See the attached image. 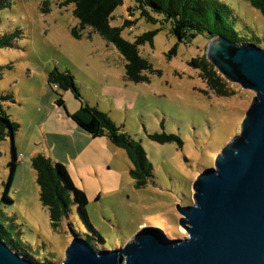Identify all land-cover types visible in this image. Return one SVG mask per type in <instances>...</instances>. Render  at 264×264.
<instances>
[{
  "label": "rangeland",
  "instance_id": "1",
  "mask_svg": "<svg viewBox=\"0 0 264 264\" xmlns=\"http://www.w3.org/2000/svg\"><path fill=\"white\" fill-rule=\"evenodd\" d=\"M46 1L5 0L0 6V38L17 33L12 44L0 48V92L13 96L5 108L20 125L14 136L18 166L9 191L14 202L2 205L21 230L18 245L39 261L59 264L83 229L75 205L59 228L52 226L32 164L38 153L63 163L75 186L85 191L89 218L104 239H97V249L122 247L134 235L129 230L149 231L143 226H160L154 225L157 218L165 221L168 237L186 236L179 207L193 203L194 181L239 132L256 92L220 72L235 93L217 95L192 63L207 55L208 33L180 41L172 20L156 12L158 20H150L136 0H124L114 11L112 25L123 27V36L131 41L155 32L153 44L140 46L152 63L153 69L145 71L149 79L132 81L115 44L89 26L81 38L73 34L80 25L74 3ZM220 1L231 7L239 35L264 48L262 9L250 0ZM56 68L75 76L82 100L49 81ZM61 96L66 108L58 104ZM82 103L108 112L142 143L154 166L146 185H137L125 148L106 136H90L77 124L72 114ZM151 134H173L182 143L161 142ZM0 150L1 197L11 172L12 136L0 141Z\"/></svg>",
  "mask_w": 264,
  "mask_h": 264
},
{
  "label": "water",
  "instance_id": "2",
  "mask_svg": "<svg viewBox=\"0 0 264 264\" xmlns=\"http://www.w3.org/2000/svg\"><path fill=\"white\" fill-rule=\"evenodd\" d=\"M207 58L256 95L239 132L194 181L193 203L179 207L187 235L143 226L149 231L112 249L75 236L59 264H264V48L219 34ZM0 264L53 263L20 254L0 236Z\"/></svg>",
  "mask_w": 264,
  "mask_h": 264
},
{
  "label": "trees",
  "instance_id": "3",
  "mask_svg": "<svg viewBox=\"0 0 264 264\" xmlns=\"http://www.w3.org/2000/svg\"><path fill=\"white\" fill-rule=\"evenodd\" d=\"M142 10V14L150 20L157 21L153 13L163 15L172 20L173 31L180 41L198 33H208L210 39L216 35H224L235 42L249 41L241 37L234 29L233 22L236 17L229 5L220 0H136ZM253 5L264 12V0H250ZM5 0H0V6H4ZM48 0L45 2L47 3ZM65 4L74 3V14L79 19L80 25L73 28V34L81 38L82 30L91 27L100 33L108 42L115 44L127 61L126 74L132 81H144L149 77L146 70H152V63L145 58L140 51V46L149 41L154 43L155 32H147L137 36L136 40L126 39L123 27L112 25V18L116 8L124 3V0H65ZM127 21L125 26L128 25ZM17 33L4 35L0 38V48L12 44ZM255 42V41H253ZM257 43V42H255ZM258 44V43H257ZM193 65L201 70L209 88L219 96H231L235 92L230 88L226 79L221 75L216 66L207 58V55L194 58ZM1 70V69H0ZM0 71V77L2 75ZM49 81L64 90H73L77 98L82 100L76 84L75 76L69 71L53 70L49 75ZM13 99L10 94L0 92V141L8 136L13 139V160L10 176L5 183L3 195L0 197V236L15 251L22 255L38 260L18 245L16 236H21V230L14 217L7 216L2 208L5 202H14L9 196L13 179L18 166V154L14 143L15 133L19 129V123L11 118L5 108V102ZM58 104L66 108V102L61 96ZM77 124L93 137L107 136L115 145L125 148L133 163L132 175L137 178V185L144 186L149 178L153 176L154 166L142 143L136 140L129 132L119 126L108 112L100 110L96 106L82 103L81 107L72 114ZM151 137L161 142L171 140L182 141L175 135L151 134ZM2 152L0 150V157ZM32 164L37 171V179L40 185V197L43 204L49 209L51 224L59 228L65 218H69L75 205L83 219L81 230L78 229L77 236L83 235L96 247L97 239L104 242L101 234L94 229L89 218L87 209L88 197L84 190L75 186L68 168L61 162L54 161L45 154L38 153L33 156ZM211 165V164H207ZM8 219L9 221H7ZM163 231L167 232L165 221L157 218ZM180 227V226H179ZM74 230V229H73ZM140 230L134 227L129 230L131 236ZM98 242V241H97ZM39 261V260H38Z\"/></svg>",
  "mask_w": 264,
  "mask_h": 264
},
{
  "label": "bare ground",
  "instance_id": "4",
  "mask_svg": "<svg viewBox=\"0 0 264 264\" xmlns=\"http://www.w3.org/2000/svg\"><path fill=\"white\" fill-rule=\"evenodd\" d=\"M181 231H186V229H185V227L184 226H182V230Z\"/></svg>",
  "mask_w": 264,
  "mask_h": 264
},
{
  "label": "crops",
  "instance_id": "5",
  "mask_svg": "<svg viewBox=\"0 0 264 264\" xmlns=\"http://www.w3.org/2000/svg\"><path fill=\"white\" fill-rule=\"evenodd\" d=\"M83 130V129H82ZM84 132H86L85 130H83ZM87 134H89L90 136H92L90 133L86 132ZM93 137V136H92ZM107 137V136H106Z\"/></svg>",
  "mask_w": 264,
  "mask_h": 264
}]
</instances>
